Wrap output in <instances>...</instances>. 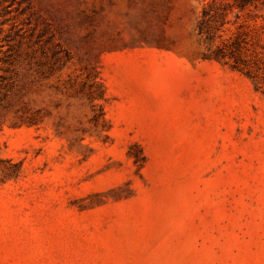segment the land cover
Instances as JSON below:
<instances>
[{
    "label": "rangeland",
    "instance_id": "374dc122",
    "mask_svg": "<svg viewBox=\"0 0 264 264\" xmlns=\"http://www.w3.org/2000/svg\"><path fill=\"white\" fill-rule=\"evenodd\" d=\"M232 3L0 0V264H264V94L233 68L264 77V8Z\"/></svg>",
    "mask_w": 264,
    "mask_h": 264
},
{
    "label": "trees",
    "instance_id": "16d2710c",
    "mask_svg": "<svg viewBox=\"0 0 264 264\" xmlns=\"http://www.w3.org/2000/svg\"><path fill=\"white\" fill-rule=\"evenodd\" d=\"M231 7L238 10L239 12L250 10L251 7H253L254 9L264 8V0H233ZM202 16L204 19L199 24L200 32H203L204 30L203 26L206 25V23L210 19L207 17L208 15L206 12H203ZM249 57H250L249 60H243V56L240 53V49L236 47V56L234 58H235V63L237 65L233 66V68L239 72L244 73L254 83L255 88L264 94V77H260L259 75V71H258L259 67L257 66L259 59H258V52L256 51L255 47H252ZM239 64H243V65L249 64L251 66L253 65V67L243 69L242 67H240Z\"/></svg>",
    "mask_w": 264,
    "mask_h": 264
}]
</instances>
